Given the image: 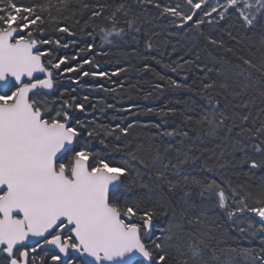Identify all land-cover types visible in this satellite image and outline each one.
<instances>
[{"label":"trees","instance_id":"trees-1","mask_svg":"<svg viewBox=\"0 0 264 264\" xmlns=\"http://www.w3.org/2000/svg\"><path fill=\"white\" fill-rule=\"evenodd\" d=\"M11 2L35 7L43 16L44 33L36 32L35 38L53 41L39 45L51 53L44 57L46 66L68 58L51 69L52 92L37 99L52 114L64 101L72 104L73 124L80 120L85 125L78 146L87 141L112 166L128 167L129 175L122 178L130 188L126 198L156 210L145 243L152 247L158 237L171 236V247L166 245L170 264H183L193 248L201 252L203 264H264L259 217L236 211L242 198L248 207H259L256 200L264 193V9L257 11L256 0H246L253 7L244 9L256 16L251 27L234 9L220 19L218 5L226 0H206L187 22L163 12L168 7L189 15L187 0H0V8L11 10ZM40 6L46 9L42 13ZM63 27L72 35L58 31ZM102 31L113 33L111 43L101 39ZM77 103L85 111H76ZM213 128L216 135H208ZM89 131L95 135L89 137ZM257 145L262 151L255 150ZM160 172L165 180H157ZM212 180L225 192V208L219 206L220 189L202 188ZM168 181L177 186L170 190ZM45 252L37 249L31 257L52 264ZM0 264H6L4 254Z\"/></svg>","mask_w":264,"mask_h":264},{"label":"snow or ice","instance_id":"snow-or-ice-1","mask_svg":"<svg viewBox=\"0 0 264 264\" xmlns=\"http://www.w3.org/2000/svg\"><path fill=\"white\" fill-rule=\"evenodd\" d=\"M187 3L192 9L189 15L168 7L163 8V12L185 22L191 21L206 0H187ZM241 3L242 0H226L225 4L218 5L223 9L219 12L220 19L225 18L229 9H234L239 12L244 26L251 27L256 16L246 14L244 9L253 5L243 0L241 8ZM256 5L259 6L257 11L264 9V0H256ZM8 8L11 10L0 8V254L5 255L6 264H38L36 256L29 259L37 249H46L45 254H51L52 264H170L171 253L166 245L171 247V236L158 237L152 241V247L145 243V238L151 235L157 212L153 208L142 209L138 200L126 198L130 188L122 178L129 175L128 167L112 166L104 155L93 153L87 141L78 146L79 129L85 125L80 120L73 124L69 111L73 105L68 101L52 114L46 102L42 104L37 99L47 95L44 90L54 87L51 69H59L68 59L60 57L56 63L48 62L50 68L46 66L44 57L51 53L42 51L38 45L53 41L35 38L36 32L44 33L43 16L35 7H20L14 2ZM45 10L40 6L41 13ZM216 11L217 7L211 9V12ZM99 15L93 12V16ZM201 23L203 19L196 22L197 26ZM58 31L72 35L66 27ZM112 36V32L102 31L101 39L111 43ZM55 43L60 46L59 40ZM62 46L68 47L67 44ZM88 47L91 49L93 45ZM83 63L92 61L84 60ZM244 63L255 67L248 60ZM78 70L65 69L67 72ZM173 85L180 87L174 81ZM203 87L208 89L212 85L204 84ZM74 107L76 111H85L83 104L77 103ZM242 119L247 121L248 117ZM196 123H203V120ZM120 131L126 134L128 129ZM165 134L173 135L171 132ZM94 135L88 132L89 137ZM208 135L215 136L216 129ZM100 142L105 143L104 140ZM255 150L262 151L259 145ZM122 163L127 164V161ZM257 166L253 160L251 167ZM156 178L166 179L163 172ZM168 183L170 190L177 186L171 181ZM202 188L212 192L220 186L212 180ZM216 194L219 206L225 208V192L220 189ZM237 203L241 207L236 211L247 210L259 217V231L264 232V193L256 200L259 207H248L243 198ZM233 215L232 211L228 212L230 218ZM200 257L201 252L193 248L191 257L183 264H203ZM260 259L264 261V256ZM39 264H44L43 257L39 258Z\"/></svg>","mask_w":264,"mask_h":264},{"label":"water","instance_id":"water-1","mask_svg":"<svg viewBox=\"0 0 264 264\" xmlns=\"http://www.w3.org/2000/svg\"><path fill=\"white\" fill-rule=\"evenodd\" d=\"M38 47H39V45H38ZM53 73V72H52ZM38 75H40V74H38ZM41 78H43L42 77V75H41ZM54 88V87H53ZM53 90V89H52ZM52 90H44L47 94H49V93H51L52 92ZM151 231H152V229H151ZM146 239H148V237H146Z\"/></svg>","mask_w":264,"mask_h":264},{"label":"flooded vegetation","instance_id":"flooded-vegetation-1","mask_svg":"<svg viewBox=\"0 0 264 264\" xmlns=\"http://www.w3.org/2000/svg\"><path fill=\"white\" fill-rule=\"evenodd\" d=\"M40 250L43 252V250H45V249H40ZM31 255H32V254H30V257H29L30 260H31ZM37 260H38V259H37ZM38 264H39V263H38Z\"/></svg>","mask_w":264,"mask_h":264}]
</instances>
